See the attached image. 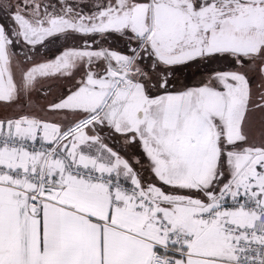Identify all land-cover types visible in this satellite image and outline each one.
Instances as JSON below:
<instances>
[{
  "label": "snow or ice",
  "instance_id": "1",
  "mask_svg": "<svg viewBox=\"0 0 264 264\" xmlns=\"http://www.w3.org/2000/svg\"><path fill=\"white\" fill-rule=\"evenodd\" d=\"M0 264H264V0H0Z\"/></svg>",
  "mask_w": 264,
  "mask_h": 264
}]
</instances>
